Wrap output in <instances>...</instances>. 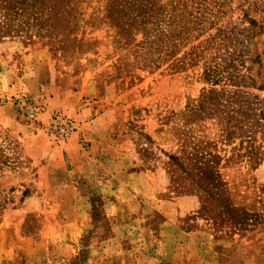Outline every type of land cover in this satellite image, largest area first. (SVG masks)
<instances>
[{
	"label": "rangeland",
	"instance_id": "obj_1",
	"mask_svg": "<svg viewBox=\"0 0 264 264\" xmlns=\"http://www.w3.org/2000/svg\"><path fill=\"white\" fill-rule=\"evenodd\" d=\"M110 3L0 0V264H264V0Z\"/></svg>",
	"mask_w": 264,
	"mask_h": 264
},
{
	"label": "trees",
	"instance_id": "obj_2",
	"mask_svg": "<svg viewBox=\"0 0 264 264\" xmlns=\"http://www.w3.org/2000/svg\"><path fill=\"white\" fill-rule=\"evenodd\" d=\"M6 6L9 5V8H14L19 12V7L16 8V5L20 7H29L36 8L41 6L43 9H40L38 12L44 14V8L50 9L51 13L53 11V6L49 7L48 2L50 0H4ZM65 1V0H64ZM149 0H111L108 17L116 25L120 31V35L129 38L132 29L136 28L137 35L143 34L146 35V26L149 22L146 16L148 11L152 10V7H149ZM48 7V8H47ZM142 29V30H140ZM135 30V31H136ZM209 98V97H207ZM188 161H195V158H190ZM181 171L185 172V177L182 176V180H188L191 176L194 175V169L198 165H193L191 163L184 165L178 162ZM201 166V165H200ZM201 168V167H200ZM194 182H196L194 180Z\"/></svg>",
	"mask_w": 264,
	"mask_h": 264
}]
</instances>
